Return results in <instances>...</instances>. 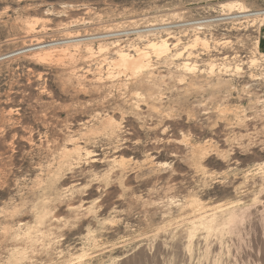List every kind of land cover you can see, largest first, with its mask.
<instances>
[{
    "label": "rangeland",
    "instance_id": "rangeland-1",
    "mask_svg": "<svg viewBox=\"0 0 264 264\" xmlns=\"http://www.w3.org/2000/svg\"><path fill=\"white\" fill-rule=\"evenodd\" d=\"M0 264H264V0H0Z\"/></svg>",
    "mask_w": 264,
    "mask_h": 264
},
{
    "label": "bare ground",
    "instance_id": "bare-ground-1",
    "mask_svg": "<svg viewBox=\"0 0 264 264\" xmlns=\"http://www.w3.org/2000/svg\"><path fill=\"white\" fill-rule=\"evenodd\" d=\"M229 3V2H228ZM231 3V2H230ZM235 3V2H234ZM224 6H221L229 11H233L234 8H236L238 10V12L236 13V15H233L232 16V20H237V17L238 15H240L241 17L240 18H249V17H257L258 15H260V13H251L250 15L248 14L249 11H246L243 6L241 4L238 5H235V4H223ZM235 9V10H236ZM234 10V11H235ZM243 11H246V12H243ZM230 15V13H229ZM262 15V14H261ZM228 18H231V17H228ZM152 28L151 29H147V31H145L146 34L150 35L149 33H153L155 31H160V30H163L165 31L164 29H154V26H151ZM165 29H168V28H165ZM173 28H171L172 30ZM169 30V29H168ZM161 33V31H160ZM105 34V33H104ZM138 33H134V32H130V31H116V32H112V33H108L106 35L107 38H117V39H121L123 37H126L127 36H131V35H138ZM98 35V34H97ZM161 35V34H160ZM99 37H103V38H98ZM98 36H95L94 39H86L88 42H93V41H104L106 40L107 38H105V35L102 36L101 35H98ZM154 36V35H153ZM31 38V37H30ZM71 38V37H70ZM75 38V37H74ZM32 39V38H31ZM83 40V39H82ZM73 41V45L74 43L76 44L77 41L79 40H75V39H70L68 41H66L67 43H65V41L63 42H55L53 45H46V46H40V41L38 40H35V46L33 47V51H40L38 53H36V56L37 57H41V58H44V59H47V58H50L52 57V55L55 53V52H60V53H64L65 50H53L55 47H60V46H68L71 42ZM167 40H161L159 43H149L148 45H146L144 48H141V49H137L135 48L134 49V55L130 56L129 54L127 53H122L120 51L116 52V57H117V61L115 62V60H113V62H115V66H120V67H123L124 69L123 70H129L132 74H138V72L140 73L141 70H144L146 69L149 65H148V62H147V59L149 54H154L155 56H160V55H165L169 50H168V45H167ZM34 42V41H33ZM80 42V41H79ZM200 42V38L196 37L194 38L193 40V44H197ZM71 46V45H70ZM175 46V45H174ZM186 48V47H185ZM45 49V50H44ZM49 49V50H47ZM52 49V50H50ZM42 50V52H41ZM190 50V49H189ZM168 54V53H167ZM178 54V53H177ZM153 56V55H152ZM181 56V55H180ZM190 56V55H188ZM156 58V57H155ZM159 59V57H158ZM149 60V59H148ZM213 65V64H211ZM183 68H185L186 70H193L194 66L190 67L189 64L187 63H184L182 65ZM210 73L212 72V69H213V66H210ZM195 69V68H194Z\"/></svg>",
    "mask_w": 264,
    "mask_h": 264
},
{
    "label": "built area",
    "instance_id": "built-area-1",
    "mask_svg": "<svg viewBox=\"0 0 264 264\" xmlns=\"http://www.w3.org/2000/svg\"><path fill=\"white\" fill-rule=\"evenodd\" d=\"M227 17H229V16H227ZM230 20H232V19H229V20H225V21H230ZM215 23V22H220V21H214V20H210V21H206V22H201V23H199V24H201V25H204V24H207V23ZM185 25V24H184Z\"/></svg>",
    "mask_w": 264,
    "mask_h": 264
}]
</instances>
